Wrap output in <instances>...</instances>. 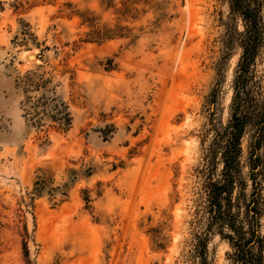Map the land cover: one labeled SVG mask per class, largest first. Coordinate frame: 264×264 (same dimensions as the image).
Instances as JSON below:
<instances>
[{
	"label": "rangeland",
	"instance_id": "1",
	"mask_svg": "<svg viewBox=\"0 0 264 264\" xmlns=\"http://www.w3.org/2000/svg\"><path fill=\"white\" fill-rule=\"evenodd\" d=\"M228 18L226 0H0V264H197L201 140L229 120L241 56L213 105ZM38 70L73 117L48 141L16 85ZM42 173L67 197L31 200ZM228 253L213 236L212 264Z\"/></svg>",
	"mask_w": 264,
	"mask_h": 264
},
{
	"label": "trees",
	"instance_id": "2",
	"mask_svg": "<svg viewBox=\"0 0 264 264\" xmlns=\"http://www.w3.org/2000/svg\"><path fill=\"white\" fill-rule=\"evenodd\" d=\"M226 1L229 18L218 79L210 93L213 105L234 47L241 49V56L232 82L229 120L223 124L211 119L201 140L202 158L195 170L200 179L196 215L204 229L194 235L191 257L197 264H212L209 243L217 235L229 245L228 259L233 264H264V77L258 73L264 55V0ZM84 22L94 27L89 20ZM113 34L111 29H101L89 34L86 42L108 40ZM54 81L53 75L38 70L27 71L16 83L25 95L26 123L43 133L46 141L51 130L67 133L73 124L68 103L57 94L60 83ZM52 181L47 173L40 174L31 200L45 193L55 200L57 191L67 197L66 190L50 188Z\"/></svg>",
	"mask_w": 264,
	"mask_h": 264
},
{
	"label": "water",
	"instance_id": "3",
	"mask_svg": "<svg viewBox=\"0 0 264 264\" xmlns=\"http://www.w3.org/2000/svg\"><path fill=\"white\" fill-rule=\"evenodd\" d=\"M28 59L31 61V60L36 59V57H35L34 55H30V56L28 57Z\"/></svg>",
	"mask_w": 264,
	"mask_h": 264
},
{
	"label": "bare ground",
	"instance_id": "4",
	"mask_svg": "<svg viewBox=\"0 0 264 264\" xmlns=\"http://www.w3.org/2000/svg\"><path fill=\"white\" fill-rule=\"evenodd\" d=\"M34 60H36V59H34ZM34 60H31V61H34Z\"/></svg>",
	"mask_w": 264,
	"mask_h": 264
}]
</instances>
